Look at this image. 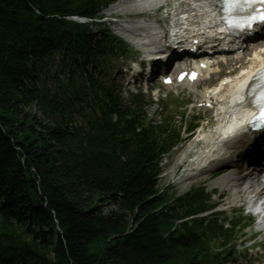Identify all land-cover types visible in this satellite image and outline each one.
<instances>
[{
	"label": "trees",
	"instance_id": "16d2710c",
	"mask_svg": "<svg viewBox=\"0 0 264 264\" xmlns=\"http://www.w3.org/2000/svg\"><path fill=\"white\" fill-rule=\"evenodd\" d=\"M110 1L0 0V264H221L209 196L158 185L182 126L125 102L124 42L67 18Z\"/></svg>",
	"mask_w": 264,
	"mask_h": 264
},
{
	"label": "rangeland",
	"instance_id": "374dc122",
	"mask_svg": "<svg viewBox=\"0 0 264 264\" xmlns=\"http://www.w3.org/2000/svg\"><path fill=\"white\" fill-rule=\"evenodd\" d=\"M109 12L112 13V11H110V10H109ZM106 13H108V9L105 10L104 16L106 15ZM105 25L107 27H109L110 30L114 34L119 35L123 39L125 38V36H123L121 34V32H119L118 30L115 29V26L113 24L105 23ZM124 40L130 44V42L127 41L126 38ZM130 45L133 49L137 50L132 44H130ZM120 64H121V67H120L121 70L116 72L114 74V76H115L116 80H120V82H122L123 88L125 89L124 82H125L126 75L124 74L125 69L122 68V66L125 63H124V61H121ZM162 96H163V101L165 102L166 109H167V112H165V113L171 115L176 123H179L182 112L184 110H186L185 109V108H187L186 103L191 104V103H194L195 101L198 100L197 90L195 88H192L191 90H188V91H183L178 96L166 95V91H163ZM123 97L125 99L127 98L126 92H123ZM146 99L148 100V97H146ZM161 101L162 100H160V102H158L156 104H154L150 101L149 104H147L145 107L147 116L151 120H153L154 122L160 121L164 115L163 110H162ZM207 113L208 112H205V113L200 112V115H205ZM213 117H214V114L211 118L212 123H214ZM190 118H191V116L188 115L187 119L190 120ZM207 129H208L207 131L211 132L213 127H208ZM204 133H208V132L204 131ZM185 137H186V134H183L184 141L178 147H176L172 153L167 155L164 158V160L162 161L161 174H160L159 179H158L159 186H162L166 182H170L171 184L167 190V193L168 194H174L175 196H178V195L184 193L185 191H187L192 186L206 187L207 192H209V190L214 185H216L217 178H213V179H209V180L205 181L206 178L209 177L208 176L209 170H207V169H206L207 170L206 172L208 174H206V172H204L200 175H197L196 177H187V176L193 175L195 171H193V169H191L192 168L191 166H188L187 164L186 165L181 164V162H180L182 160V158H184V156L187 154L186 152H188V150L194 151V150H197L199 148V144H196V146H198V147L193 148V145H192L193 149L192 148L185 149L187 145H191L194 142V140L197 139V138H195L196 137L195 135L192 136L191 139H188V140L187 139L185 140ZM183 151L185 153L183 156H181V154H183ZM217 199H218V196L213 195L212 196V203L215 202ZM222 200H225V198ZM228 207H229V204L225 203V204H223V206L221 208L227 209ZM111 208L113 209L114 206L110 205L106 209L110 210ZM218 209H220V207ZM215 210H217V209H215ZM227 215L231 216V213L229 210L227 211ZM245 232H247V233H245ZM248 234H249L248 230L240 232L238 235V237H240V241L243 240L244 238H246L248 236ZM258 249L259 248H254V250H251V252L249 251V253L240 252V253L232 254V256L228 260L227 264H264V254H261L263 251L261 250L260 252L257 253Z\"/></svg>",
	"mask_w": 264,
	"mask_h": 264
},
{
	"label": "bare ground",
	"instance_id": "6f19581e",
	"mask_svg": "<svg viewBox=\"0 0 264 264\" xmlns=\"http://www.w3.org/2000/svg\"><path fill=\"white\" fill-rule=\"evenodd\" d=\"M148 0H141V1H131V0H122L119 3L112 6L109 10L112 12H123L127 10H131L135 6H140L142 3L147 2ZM166 3V12H174L178 7V3L180 0H174L171 3H168V0H164ZM190 4L192 5H198L196 8V11L194 12L197 15V21L201 24H208L211 16H212V10L204 4V0H188ZM109 12V11H108ZM110 13V12H109ZM120 28L123 29V25H120ZM262 50V49H261ZM261 50L258 53H255L253 57L248 61V64L238 73L234 75V77L231 78V81L227 84V87H232L229 94L227 101L229 102L227 105L223 106L220 105L217 109H225L227 113V118L225 117V120L222 119L223 116H221V113H214V124L216 125L214 130L208 133H199L197 134V139L194 140L193 145L196 146V144H199V149L196 151L192 159L199 164H201L203 161L205 163L208 159L213 157V151L216 150L217 144L220 140L224 139L226 135L229 133L230 130L234 131L238 129L239 124V116L243 113L244 110H246L247 105H242V108L237 109L238 105L242 103L239 102L240 99V92L241 89H239L238 82L248 74H254L256 69H259L260 67L264 66V51L261 52ZM245 70V71H244ZM212 120V121H213ZM204 129V127H203ZM243 139V138H241ZM240 139H232L227 141V145H225V153L220 154L218 157H222L224 155H227V153L232 149H237V145L239 144ZM198 147V146H197ZM189 148V147H188ZM191 150H188L186 152L189 154ZM186 154V155H187ZM185 155V157H186ZM183 159V158H182ZM216 159L213 158L212 161H209L207 164V167L202 168L200 171H198L196 174L191 175L190 177H196L197 175H200L207 170H209L208 176L210 177L212 173L215 172L213 169V165L216 164ZM236 167H239V165H236ZM207 169V170H206ZM261 167H256L255 170L252 173V176L256 179H258L260 173L264 170ZM186 175V174H185ZM262 184H264L263 181H261Z\"/></svg>",
	"mask_w": 264,
	"mask_h": 264
},
{
	"label": "snow or ice",
	"instance_id": "6c2138e0",
	"mask_svg": "<svg viewBox=\"0 0 264 264\" xmlns=\"http://www.w3.org/2000/svg\"><path fill=\"white\" fill-rule=\"evenodd\" d=\"M253 19H256V17H253ZM259 19L262 20V21H264V13H261L260 14Z\"/></svg>",
	"mask_w": 264,
	"mask_h": 264
}]
</instances>
